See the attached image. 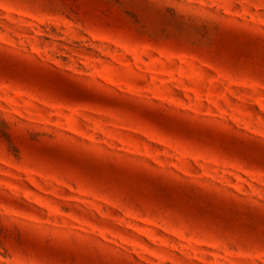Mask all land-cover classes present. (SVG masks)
I'll list each match as a JSON object with an SVG mask.
<instances>
[{"label": "rangeland", "instance_id": "obj_1", "mask_svg": "<svg viewBox=\"0 0 264 264\" xmlns=\"http://www.w3.org/2000/svg\"><path fill=\"white\" fill-rule=\"evenodd\" d=\"M0 264H264V0H0Z\"/></svg>", "mask_w": 264, "mask_h": 264}]
</instances>
